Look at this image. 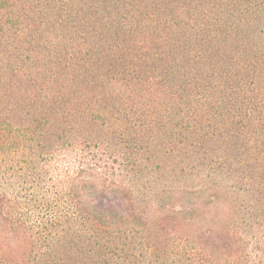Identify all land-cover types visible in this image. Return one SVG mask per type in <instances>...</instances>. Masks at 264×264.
Listing matches in <instances>:
<instances>
[{
    "label": "trees",
    "instance_id": "1",
    "mask_svg": "<svg viewBox=\"0 0 264 264\" xmlns=\"http://www.w3.org/2000/svg\"><path fill=\"white\" fill-rule=\"evenodd\" d=\"M0 264H264V0H0Z\"/></svg>",
    "mask_w": 264,
    "mask_h": 264
}]
</instances>
